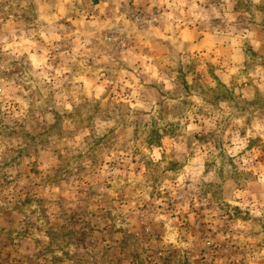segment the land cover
<instances>
[{
    "label": "rangeland",
    "instance_id": "obj_1",
    "mask_svg": "<svg viewBox=\"0 0 264 264\" xmlns=\"http://www.w3.org/2000/svg\"><path fill=\"white\" fill-rule=\"evenodd\" d=\"M0 264H264V0H0Z\"/></svg>",
    "mask_w": 264,
    "mask_h": 264
}]
</instances>
